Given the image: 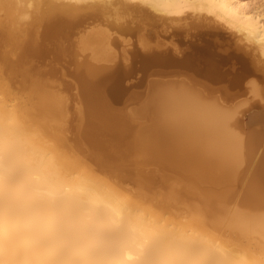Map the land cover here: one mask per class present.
I'll list each match as a JSON object with an SVG mask.
<instances>
[{"label":"bare ground","instance_id":"obj_1","mask_svg":"<svg viewBox=\"0 0 264 264\" xmlns=\"http://www.w3.org/2000/svg\"><path fill=\"white\" fill-rule=\"evenodd\" d=\"M262 2L0 0V258L264 264V88L215 31L178 53L145 33L207 21L263 67Z\"/></svg>","mask_w":264,"mask_h":264},{"label":"rangeland","instance_id":"obj_2","mask_svg":"<svg viewBox=\"0 0 264 264\" xmlns=\"http://www.w3.org/2000/svg\"><path fill=\"white\" fill-rule=\"evenodd\" d=\"M147 28L145 27V33H146V39L150 41V43H154L157 42V38H155V33L159 32L161 33L162 38H164V40H160L161 43H163L164 47H162V49L160 50H169L172 53H175L174 51H176V48H179V50H183V52L187 51V47L188 44L190 42H193L196 40V35L201 32V31H215L214 33H216L217 35L214 36V42L216 43V51L220 54H224V55H228L231 52H235V53H240L242 54L244 57H246L248 59V62L250 64V67L253 69V73L255 71H257V74H251V76L253 75L254 78L256 79V82L258 84V86L260 88H264V69L263 67L256 62V59L253 57V55L247 51L244 46L237 40L236 36L229 30L225 29L224 27L221 26H217L215 27L212 24H208L207 21H203L202 25L197 24L196 22L191 23L190 25H178V24H172L169 23L168 25H163L161 23H158L156 25H146ZM199 42V41H198ZM200 43V42H199ZM243 46V47H242ZM140 48V46H138ZM141 49V48H140ZM178 53V51H176ZM179 56H181V54H177ZM62 65V64H60ZM235 65V67H234ZM51 67H58V65L55 64H42L41 66L38 67V69L40 70H47ZM60 67V66H59ZM228 67V66H226ZM238 65L236 64V62L233 60L232 62V66H230V68L235 71L237 69ZM163 68L161 67H157L153 69V75L150 76V78L152 77H174L177 76L179 73H181V75L178 76H182L183 72H178L175 70H170V72L166 73L164 71H162ZM168 70V69H167ZM169 71V70H168ZM34 74V73H33ZM38 74H34L32 75L30 78H38ZM188 75V74H187ZM141 76V73H138V77ZM55 78H61V80L65 81L64 83L68 82V86H69V93L73 96L76 95H80L79 94V87H76V84L74 81H72L69 76L66 74V70L65 68H61L60 71L58 70L55 74ZM149 78V79H150ZM148 79V81H149ZM28 80H30L28 78ZM130 83H127V82ZM136 81H131V80H127L126 81V85H131L133 83H135ZM148 83L147 85H145L142 89L141 95L140 97H143L145 95V93L147 92L148 89ZM199 84H202L203 82L199 81ZM197 85V84H196ZM200 87V85H199ZM243 90H241L242 92ZM238 99H229V103H237L238 101L241 100H245L247 97H250V95L248 93H242L241 95L238 94ZM250 117V115L246 116V119L248 120ZM132 118L136 121V128L138 127H143L146 126L147 124H150L151 122H148L146 119L145 122V118H141V115H139L138 113H136V115L132 114ZM76 123V122H75ZM146 124V125H145ZM148 126V125H147ZM136 128H133L136 129Z\"/></svg>","mask_w":264,"mask_h":264},{"label":"clouds","instance_id":"obj_3","mask_svg":"<svg viewBox=\"0 0 264 264\" xmlns=\"http://www.w3.org/2000/svg\"><path fill=\"white\" fill-rule=\"evenodd\" d=\"M0 264H9V262L0 258ZM12 264H138V262L116 259L95 260L68 253L47 254L41 249H36L31 253V258L19 252V258ZM142 264H157V262L148 260L143 261Z\"/></svg>","mask_w":264,"mask_h":264},{"label":"snow or ice","instance_id":"obj_4","mask_svg":"<svg viewBox=\"0 0 264 264\" xmlns=\"http://www.w3.org/2000/svg\"><path fill=\"white\" fill-rule=\"evenodd\" d=\"M251 3H255V0H220L219 5L222 6H226L229 4L234 5L235 7H233L230 11L225 10V12L226 15L229 17H236L239 16L244 9H247ZM208 14L212 15V13H208ZM243 19L247 22H251L255 18L245 12Z\"/></svg>","mask_w":264,"mask_h":264}]
</instances>
